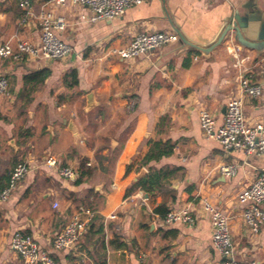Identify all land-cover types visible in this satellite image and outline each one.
<instances>
[{
  "label": "crops",
  "instance_id": "crops-1",
  "mask_svg": "<svg viewBox=\"0 0 264 264\" xmlns=\"http://www.w3.org/2000/svg\"><path fill=\"white\" fill-rule=\"evenodd\" d=\"M51 1L32 0L24 22L19 0H0V44L37 43L38 17L51 13L65 21L58 36L71 48L60 61L0 59V77L9 84L8 95L0 97V190L18 163L29 168L0 204V264L18 261L10 249L17 231L32 236L55 264H215L221 256L201 211L204 199L228 217L235 259L264 264V223L252 234L238 199L243 186L264 173V156L224 152L203 137L198 118L206 110L220 126L227 103L240 95V70L219 38L245 4L256 3L264 13V0H143L118 19L95 23L86 21L87 7H54ZM150 31L174 33L179 41L133 60L114 53ZM186 43L212 50L203 54ZM232 45L243 60V77L261 88L259 98L244 99L246 122L264 124V50ZM40 70H48L49 77L33 89L27 108L19 109L23 77ZM72 70L76 84L64 83ZM163 117L169 119L163 139L175 147L170 157L149 167L180 169L162 192L168 210H189L192 224L162 225L153 213L161 195L144 198L134 190L123 197L148 173L139 163ZM48 157L75 177L67 180L47 167ZM224 164L237 166L232 177L220 175ZM80 207L93 214V231L75 251H54L51 241ZM100 227L102 233L95 234Z\"/></svg>",
  "mask_w": 264,
  "mask_h": 264
},
{
  "label": "built area",
  "instance_id": "built-area-1",
  "mask_svg": "<svg viewBox=\"0 0 264 264\" xmlns=\"http://www.w3.org/2000/svg\"><path fill=\"white\" fill-rule=\"evenodd\" d=\"M31 1L19 0L20 8L24 12V22L31 15ZM141 2L143 0H52L51 4L54 7H87L90 15L86 21L95 23L99 20L118 19L129 8ZM38 28L40 36L35 44L25 40H18L14 44L10 42L0 44V59L19 60L25 57L39 61H60L70 55L71 48L58 36V33L65 28L63 18L54 17L51 13L41 14L38 17ZM228 34L229 36H226L224 42L231 57L236 61V67L240 70V95L229 100L223 121L218 127L215 125L214 117L208 111L201 110L199 112L198 118L202 135L207 140L218 142L224 152L238 151L246 156H264V124L259 122L248 124L243 113L244 99L259 98L261 88L259 85L250 84L243 77V71L240 69L243 60L239 59V49L232 45L235 41L233 32L230 31ZM178 41L179 38L174 33L144 32L114 53L122 60H133ZM8 91V80L5 77H0V97L8 95ZM133 106L131 103L129 108L133 109ZM45 164L67 180H72L75 177L72 169L59 168L58 162L53 157L46 158ZM236 169L235 164H224L219 166L218 171L222 177L227 178L232 177ZM28 171V165L25 163H18L10 171L6 186L0 190V204L5 203L11 197ZM238 199L240 203L244 204L242 219L245 226L252 234H257L264 223V173L246 183ZM53 208H57L56 203L53 204ZM201 211L212 227L211 244L221 256V260L215 264H255L253 261L240 262L235 259L229 219L220 208L204 199L201 201ZM92 220L93 214L89 210L77 208L60 232L54 236L51 241L52 249L56 252L75 251ZM160 222L162 225L176 222L192 224L193 218L189 210L182 209L167 212L160 217ZM10 249L18 256L16 264H55L48 253L36 246L32 236L22 231L13 234Z\"/></svg>",
  "mask_w": 264,
  "mask_h": 264
},
{
  "label": "trees",
  "instance_id": "trees-1",
  "mask_svg": "<svg viewBox=\"0 0 264 264\" xmlns=\"http://www.w3.org/2000/svg\"><path fill=\"white\" fill-rule=\"evenodd\" d=\"M194 52L193 54H196ZM50 72L48 70H40L34 73L28 74L23 77V90L18 96V100L22 102L21 108L26 109L32 101L33 89L39 85H42L44 81L49 77ZM73 82L76 84V72L75 70L70 71L64 78V83L67 81ZM169 128V119L167 117L161 118L159 124L156 127V137L154 140L150 141V148L147 154L139 163V167H148V173L139 179L135 184H133L132 189L129 190L128 194H123V197L126 198L134 190H139L142 193L148 195L149 198L156 197L158 195L162 196V202L154 209L153 213L159 217L164 216L169 212L167 207V197L163 194L162 189L169 184L172 179H175L179 176L180 169L171 168V167H162L155 168L153 166L149 167L150 163H158L163 158H168L173 154V149L175 143L170 140H164L163 136L167 133ZM85 173H81L83 176ZM171 200H174V196L171 197ZM93 231V226L89 225L85 234L91 233ZM102 228L97 229L95 234H101ZM84 234V235H85ZM84 237V236H83ZM115 247H121L120 244L115 245Z\"/></svg>",
  "mask_w": 264,
  "mask_h": 264
},
{
  "label": "water",
  "instance_id": "water-1",
  "mask_svg": "<svg viewBox=\"0 0 264 264\" xmlns=\"http://www.w3.org/2000/svg\"><path fill=\"white\" fill-rule=\"evenodd\" d=\"M242 12H235L229 20L219 42L223 43L227 34L232 31L235 41L243 48L253 51L264 50V13L256 3H247L241 7ZM215 43V40L212 42ZM212 44V45H213ZM189 49L208 54L212 48L185 44ZM147 198V195H144Z\"/></svg>",
  "mask_w": 264,
  "mask_h": 264
}]
</instances>
